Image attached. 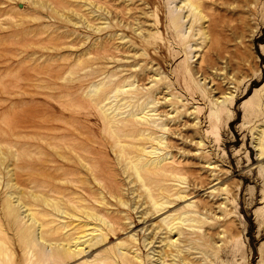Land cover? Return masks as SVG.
Segmentation results:
<instances>
[{
    "label": "rangeland",
    "instance_id": "obj_1",
    "mask_svg": "<svg viewBox=\"0 0 264 264\" xmlns=\"http://www.w3.org/2000/svg\"><path fill=\"white\" fill-rule=\"evenodd\" d=\"M181 1L0 0V264H264V0Z\"/></svg>",
    "mask_w": 264,
    "mask_h": 264
},
{
    "label": "bare ground",
    "instance_id": "obj_2",
    "mask_svg": "<svg viewBox=\"0 0 264 264\" xmlns=\"http://www.w3.org/2000/svg\"><path fill=\"white\" fill-rule=\"evenodd\" d=\"M182 2V4L181 5H176V7H180V8H187V10L190 12V16L192 15L193 16V18L191 19L192 21H196L199 17H200V15H199V7H198V2L196 1V0H182L181 1ZM175 18V17H174ZM184 19V18H183ZM174 24H176V23H174ZM186 26V25H185ZM185 32H186V30H185ZM175 35L178 37V40H182V39H184L187 35H183V34H181V35H179L178 34V31L176 30V28H175ZM196 34V33H195ZM190 40V39H189ZM178 48V47H177ZM200 64V63H199ZM201 65V64H200ZM200 71V70H199ZM119 88V91H125V89L123 88V85H121V86H119L118 87ZM116 91V90H115ZM153 111V110H152ZM141 112H143V110L141 111ZM135 115H137V114H135ZM141 118L142 119H145L146 118V115H143V114H141ZM143 134V133H142ZM258 149H259V154H263L264 153V130L261 132V134L259 135V139H258ZM150 167V166H149ZM144 169V168H143ZM133 170H134V173L136 174V176L140 179V173H139V171H140V166L138 165V164H133ZM152 170V169H151ZM154 171V170H153ZM143 180V179H142ZM148 196L150 197V200H151V205L154 207V208H158V209H161V208H163L164 206H165V204H167L165 201H157L156 199H154V198H152L151 196H150V194H148ZM182 215V214H181ZM186 215V214H185ZM180 219V221H184V219H182L181 217L179 218ZM162 220H165V218L164 219H162ZM164 224H165V222H164ZM166 226L168 227V230H169V232L170 231H172L173 229H175L176 228V225H175V222H168L167 224H166ZM76 244V243H75ZM1 255H3L4 256V258L5 257H8V253H7V248H5V245H4V243L2 242V240L0 239V256ZM106 261V260H105ZM2 262V258L0 257V263ZM55 262V261H54ZM114 262V261H113ZM111 262H110V260H108V261H106V262H104L103 260H102V264H110Z\"/></svg>",
    "mask_w": 264,
    "mask_h": 264
}]
</instances>
